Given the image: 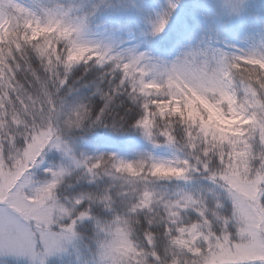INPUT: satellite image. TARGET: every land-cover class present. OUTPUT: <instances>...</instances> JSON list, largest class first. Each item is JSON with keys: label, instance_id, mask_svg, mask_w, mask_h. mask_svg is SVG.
<instances>
[{"label": "clouds", "instance_id": "clouds-1", "mask_svg": "<svg viewBox=\"0 0 264 264\" xmlns=\"http://www.w3.org/2000/svg\"><path fill=\"white\" fill-rule=\"evenodd\" d=\"M180 3L134 0L143 23L126 38L98 22L113 0H0V178L20 162L31 233L0 250L27 264H218L241 239L264 243V24L234 44L205 12L158 54ZM247 4L216 0L225 24ZM78 69L95 73L86 94ZM98 127L145 146L82 148Z\"/></svg>", "mask_w": 264, "mask_h": 264}, {"label": "rangeland", "instance_id": "rangeland-1", "mask_svg": "<svg viewBox=\"0 0 264 264\" xmlns=\"http://www.w3.org/2000/svg\"><path fill=\"white\" fill-rule=\"evenodd\" d=\"M134 0H120L114 7L106 8L98 17V22L107 24L114 30L123 34L126 38L134 37L142 26V18L139 12L131 7L129 4ZM145 8L156 7L161 0H142ZM183 5L184 11L180 10ZM227 7V5H225ZM187 10V11H186ZM207 13L209 23L219 25L223 28V39L225 42L237 43L241 36L253 35L257 33L262 24H264V0H248L247 8L242 19L235 20L230 24H225L222 16L219 14L220 9L216 5V0H181V3L169 23L167 32L181 33V38L178 36L176 41L183 39L191 34L196 33L201 24L202 13ZM189 14L191 21L185 23L186 17ZM188 21V20H187ZM175 44L171 47L172 52ZM159 54L166 55L165 49ZM4 259H15L18 261H26L25 259L17 257L14 253L3 252L0 250V263ZM52 257L48 262L55 260ZM27 262V261H26Z\"/></svg>", "mask_w": 264, "mask_h": 264}, {"label": "snow or ice", "instance_id": "snow-or-ice-1", "mask_svg": "<svg viewBox=\"0 0 264 264\" xmlns=\"http://www.w3.org/2000/svg\"><path fill=\"white\" fill-rule=\"evenodd\" d=\"M162 26L159 25L156 31ZM16 164L15 171L7 178H0V249L7 247L10 251L27 248L31 243V233L20 225L17 217V214H25L21 203L27 199L24 190L30 181L21 175L23 167L20 162L17 161ZM246 231H250V226L241 230L242 237ZM261 246L264 243L254 239H241L234 245L236 251L233 253L231 249L226 250V256L218 264H264V254L256 250Z\"/></svg>", "mask_w": 264, "mask_h": 264}, {"label": "trees", "instance_id": "trees-1", "mask_svg": "<svg viewBox=\"0 0 264 264\" xmlns=\"http://www.w3.org/2000/svg\"><path fill=\"white\" fill-rule=\"evenodd\" d=\"M180 7V10L184 11V6L181 5ZM187 16L188 17H186V19L188 21L184 20L185 23H189L191 21L189 14ZM178 36L181 38V33L179 35V32L177 31L174 33L166 32V34H162V38L153 42L152 47L154 51L158 54L160 52L163 53L162 50H159L161 48L165 49V53H168L171 50V47L176 43ZM76 75L81 77L80 81H78L81 94H86L90 91L89 84L94 80L95 73L92 71L83 72L82 69H78L76 71ZM80 146L87 150H111L118 151L125 155H131L132 150L140 149L144 147L145 144L139 133L135 131H114L108 128L98 127L87 137L81 140ZM54 158V154H49L47 156V159L49 160ZM0 264H27V262L15 259H4ZM48 264H61V262L56 258L55 260L48 262Z\"/></svg>", "mask_w": 264, "mask_h": 264}]
</instances>
